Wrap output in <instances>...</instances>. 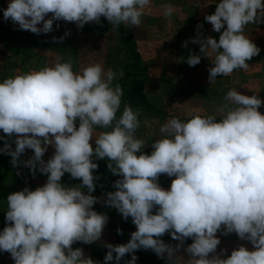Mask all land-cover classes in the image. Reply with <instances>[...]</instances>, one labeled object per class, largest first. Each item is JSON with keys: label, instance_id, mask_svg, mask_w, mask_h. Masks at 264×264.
Returning <instances> with one entry per match:
<instances>
[{"label": "clouds", "instance_id": "clouds-1", "mask_svg": "<svg viewBox=\"0 0 264 264\" xmlns=\"http://www.w3.org/2000/svg\"><path fill=\"white\" fill-rule=\"evenodd\" d=\"M150 3L10 0L3 18L37 35L53 31L58 20L82 29L104 17L113 28L138 27ZM162 7L170 17L173 6ZM205 21L220 33L219 39L198 32L191 42L199 44L200 54L190 53L185 62L195 67L202 56L212 59L210 83L234 70L246 71L247 61L261 49L244 35L245 28L264 23V0H219ZM67 35L53 40L62 42ZM61 60L0 82V130L7 138L15 136L14 149L0 137L5 139L0 153L11 157L13 167L23 165L33 176L37 171L47 176L35 190L25 187L7 196L0 251L10 253L15 264H99L73 244L100 240L108 222L106 214L94 210L99 198L92 195L98 179L94 161L107 159L108 170L121 178L114 181L115 191L106 193L104 203L125 220L131 217L136 230L127 243L104 245V264H120L126 254L131 259L125 264H136L140 249L152 250L168 264H264V114L258 110L264 100L230 89L218 109L219 119L197 114L186 122L171 118L160 127L162 138L152 142L147 154L145 141L135 136L139 110L125 105L117 119L123 90L112 84L123 73H105L100 63L75 73L71 61ZM96 127L111 131L93 139ZM50 145L54 154L45 161ZM26 149L34 154L22 161ZM65 173L80 183H62ZM161 174L174 177L168 189L159 184ZM221 230L250 241L252 250L241 245L222 258L226 250L217 254ZM166 233L179 243H165L161 237ZM189 238L185 260L177 251Z\"/></svg>", "mask_w": 264, "mask_h": 264}, {"label": "rangeland", "instance_id": "rangeland-1", "mask_svg": "<svg viewBox=\"0 0 264 264\" xmlns=\"http://www.w3.org/2000/svg\"><path fill=\"white\" fill-rule=\"evenodd\" d=\"M9 2L10 0H0V82L8 77L51 67L60 58L61 62L71 61L75 73L95 63H100L105 73L109 69L120 73L123 72L124 65L131 64V60L123 55L118 56L115 51L118 32L106 18L101 17L100 23H87L82 29L74 22L58 20L53 23V31L37 35L27 30H19L10 19L4 20L3 10ZM218 2L219 0H151L138 27L124 24L136 43L142 67L141 74L146 80L145 94L155 108L153 111L142 109L139 112L140 126L135 133L136 138L145 141L143 151L147 154L152 151V142L162 138L160 127L171 118L186 122L193 114H197L215 115L219 119L221 114L218 109L225 103L224 97L230 89L235 88L241 94L249 96L257 94L264 100V23H250L245 28L244 35L261 49L259 55L247 61L249 68L246 71L237 69L231 75L218 76L210 83L208 68L212 66V59L202 56L201 62L195 67L185 62L190 53L200 54L199 44L191 42L198 32L203 37L219 39L220 33L213 31L212 25L205 21L206 15L214 13ZM165 4H171L174 8L170 17L163 14L162 6ZM48 18H51V14L46 17ZM197 25L202 27L198 29ZM66 32L69 35L65 36L62 42L53 40V37L59 38ZM185 41H188V44L182 47ZM120 77L114 79L113 87ZM258 110L264 114V106ZM78 124L77 121V127ZM101 133V130L95 128L93 139ZM0 137H5L13 149L15 148V136L7 138L0 130ZM5 139H0V148L4 147ZM91 143L94 145V141ZM33 154V150L26 149L20 159L27 160ZM53 154L54 148L50 145L43 159L47 161ZM10 160L9 155L0 153V169L7 168L8 172L0 171V202L4 201L6 206H0V231L6 226L7 196L25 187L35 190L47 180V176L39 171L33 176L31 170L23 165L13 167ZM172 179L174 177L161 174L159 184L168 189ZM76 181L78 179H73L69 173H65L61 182L72 186ZM100 190L96 187L92 193L99 198L93 207L95 211L106 214L104 201L107 197ZM153 211L155 213V209ZM108 218L100 240L92 244H73L74 249L82 248L85 256L91 257L99 264H104L107 252L104 245L119 244L109 231L113 219L110 216ZM217 235L221 240L217 254L226 250L223 251L222 258H227L233 249L241 245L252 250L251 242L239 239L235 233L224 235L221 230ZM178 243L179 241L173 240L171 245ZM191 243L190 238L186 239L184 245L178 249L177 255L183 256L185 260L189 259L184 249ZM127 260L129 259L126 254L120 264H125ZM0 264L15 262L10 253L0 251Z\"/></svg>", "mask_w": 264, "mask_h": 264}, {"label": "trees", "instance_id": "trees-1", "mask_svg": "<svg viewBox=\"0 0 264 264\" xmlns=\"http://www.w3.org/2000/svg\"><path fill=\"white\" fill-rule=\"evenodd\" d=\"M115 29L118 32V43L115 51H117L118 56L123 55L126 56L128 60H131V64L124 65L122 72L123 75L117 82V84H119L123 90L120 109L116 114L117 119L122 114L125 105H130L134 111L137 109L139 110V112L142 109L153 111V109L155 110V108L145 94L146 80L141 74L142 67L140 56L136 50V43L133 40L132 35L124 27V24H121ZM96 129H99L102 132L111 131V128L96 127ZM94 146L95 144L93 145V147ZM94 162L98 163V169L94 171V175L98 177V179L95 180L96 187L101 189L100 191L104 194L110 191H115V188L113 187L114 181L120 179L121 177L113 175L108 170L107 159L95 160ZM6 169H3L2 167L0 171L7 172ZM79 183L80 180L74 182L73 185ZM4 203V201L0 202V206L2 208L6 207L4 206ZM105 208H107L106 214L113 219L111 225L109 226L110 233L115 236L119 244L127 243L130 239V233L136 230V226L132 223L131 217L125 220L116 209L107 205L105 206ZM117 229H120L122 231V234H118ZM161 239H163L167 244H171V242L173 241L170 233H166L163 237H161ZM127 255L128 259L130 260L131 254ZM135 255L138 257L136 264H168L166 259L159 258L150 249H140L135 252Z\"/></svg>", "mask_w": 264, "mask_h": 264}]
</instances>
